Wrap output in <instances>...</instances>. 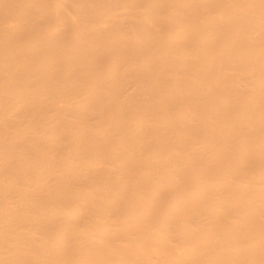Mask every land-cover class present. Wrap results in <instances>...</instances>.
Wrapping results in <instances>:
<instances>
[{
    "label": "bare ground",
    "instance_id": "1",
    "mask_svg": "<svg viewBox=\"0 0 264 264\" xmlns=\"http://www.w3.org/2000/svg\"><path fill=\"white\" fill-rule=\"evenodd\" d=\"M0 264H264V0H0Z\"/></svg>",
    "mask_w": 264,
    "mask_h": 264
}]
</instances>
